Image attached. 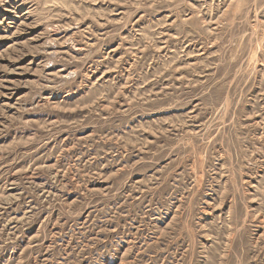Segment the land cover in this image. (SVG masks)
<instances>
[{
	"label": "rangeland",
	"instance_id": "obj_1",
	"mask_svg": "<svg viewBox=\"0 0 264 264\" xmlns=\"http://www.w3.org/2000/svg\"><path fill=\"white\" fill-rule=\"evenodd\" d=\"M0 264H264V0H0Z\"/></svg>",
	"mask_w": 264,
	"mask_h": 264
}]
</instances>
